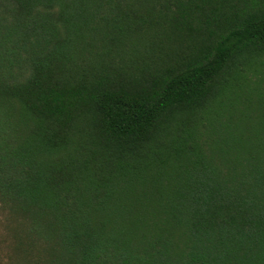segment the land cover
Segmentation results:
<instances>
[{"label":"trees","instance_id":"1","mask_svg":"<svg viewBox=\"0 0 264 264\" xmlns=\"http://www.w3.org/2000/svg\"><path fill=\"white\" fill-rule=\"evenodd\" d=\"M0 264H264V0H0Z\"/></svg>","mask_w":264,"mask_h":264},{"label":"rangeland","instance_id":"2","mask_svg":"<svg viewBox=\"0 0 264 264\" xmlns=\"http://www.w3.org/2000/svg\"><path fill=\"white\" fill-rule=\"evenodd\" d=\"M0 231H1V226H0Z\"/></svg>","mask_w":264,"mask_h":264}]
</instances>
